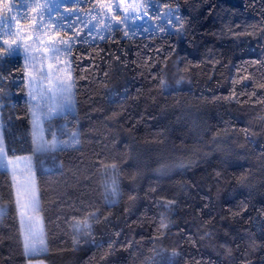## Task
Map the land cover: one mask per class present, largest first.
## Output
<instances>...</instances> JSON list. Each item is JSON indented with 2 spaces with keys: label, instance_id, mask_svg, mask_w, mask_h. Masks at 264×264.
I'll use <instances>...</instances> for the list:
<instances>
[{
  "label": "trees",
  "instance_id": "1",
  "mask_svg": "<svg viewBox=\"0 0 264 264\" xmlns=\"http://www.w3.org/2000/svg\"><path fill=\"white\" fill-rule=\"evenodd\" d=\"M169 10L178 31H134L147 19L128 37L82 35L74 45L75 113L45 128L48 138L50 126H66L80 143L57 153L55 166L34 155L22 56L0 64L5 150L35 162L46 250L30 260L264 264V0H151L149 16ZM113 165L115 204L104 194ZM11 179L0 171V236H8L9 264H18ZM85 219L90 240L72 227Z\"/></svg>",
  "mask_w": 264,
  "mask_h": 264
},
{
  "label": "snow or ice",
  "instance_id": "2",
  "mask_svg": "<svg viewBox=\"0 0 264 264\" xmlns=\"http://www.w3.org/2000/svg\"><path fill=\"white\" fill-rule=\"evenodd\" d=\"M150 2L151 0L147 4L141 2L128 5L125 3V0H119L117 4L113 5L104 3L102 0H95V5L92 8L95 15L91 19H81L83 13L78 8L68 13V16L72 17L70 21L57 13V16L67 23L73 35L67 39H59L55 43L49 41L48 47L41 48L37 47L43 44L41 34H46V29L51 30V23L44 20V9L49 8L50 4H41L39 0H20L18 4H12L7 7L8 15L0 17V48L5 49V53L0 55V64L10 60L19 52L23 53L25 62L31 61L33 66L36 65L40 58L56 61H60L61 57L70 58L74 45L84 42L81 40L82 35L104 40L105 36L101 35V33L107 32L109 35H112L120 31L123 36L128 37L129 31H132L130 25H136L138 21L142 22L145 19L151 21V27L136 28L134 31L167 34L169 29L178 31L179 27H182L179 16L173 14L172 10H169L167 13L157 12L149 16ZM122 5L123 7H121ZM27 8H30L34 15H27ZM137 9H141L142 11L138 12ZM21 20L31 21L29 27H32V31L37 33L33 44L25 45L23 38L19 42L15 39L20 34V30L17 29L16 25ZM78 23L84 25L87 29L86 33L76 30ZM24 37L33 39L27 33L24 34ZM33 50L38 52L39 56L31 55ZM49 52L51 55L46 56L45 54ZM71 63V59L64 61L63 70L66 72V76L64 79L57 77L54 87L45 86L46 80L50 83L52 75L50 71H42L38 76L31 77L34 88L30 90L29 96L34 102L32 104V118L36 132L34 136V155L39 156L42 163L51 162L53 166L56 163L57 153L73 148L80 143L79 134L69 131L66 126L59 130L50 126L47 133L48 138L45 136V129L43 127L46 120L53 121L57 117L67 119L69 114L75 113L74 80ZM52 67V65H49V69ZM57 71H60V69H57ZM2 80L3 77L0 76V81ZM180 82L177 81L176 83L179 84ZM158 84L161 88L168 87L167 82L162 78L158 80ZM260 87L264 89V84H261ZM0 93H2V84H0ZM20 163L24 164L23 168L19 167ZM0 171H6L11 174V187L14 190V203L17 206L20 217L25 254L31 256L41 250H46L43 227L39 217L40 197L34 173L32 172L31 159L27 158L23 162L18 159H11L0 148ZM112 172L114 174L105 181L104 194L110 203L115 204L121 195L118 170L115 165L112 166ZM173 203L174 201H168L164 207H170ZM91 216L98 220L95 213H92ZM160 226L162 228L167 227L163 220ZM72 227L77 234L82 233L90 240L91 225L87 223V219L83 223L74 221ZM74 244H79V240H74Z\"/></svg>",
  "mask_w": 264,
  "mask_h": 264
},
{
  "label": "rangeland",
  "instance_id": "3",
  "mask_svg": "<svg viewBox=\"0 0 264 264\" xmlns=\"http://www.w3.org/2000/svg\"><path fill=\"white\" fill-rule=\"evenodd\" d=\"M81 1L82 0H39V2L41 4H44V3L50 4L49 8L44 9V20L46 22L51 23V30L49 31L46 29L45 30L46 34H41L43 44L38 45L37 47H41V48L42 47H48L49 41L55 43L59 39H67L69 36L73 35L72 31L68 28L67 23L62 21L59 18V16H57V13H59L60 16L66 17L69 21L72 20V17H69L68 13L71 11H74L77 8L80 9L81 13H83L81 19H91V17L95 15V12L92 11L93 6L91 8H87L85 5H82ZM19 2H20V0H4V2L0 5V17L8 15V12H7L8 6H10L12 4H18ZM102 2L115 5L119 2V0H102ZM125 3L128 5H132L133 3H141V0H125ZM92 4H95V0ZM121 7H123V5ZM137 11L140 12L142 10L137 9ZM26 13L29 16L34 15V13L32 12V10L30 8L26 9ZM121 18H123V17H121ZM146 20L147 19H145L142 22L138 21L136 25L141 26V24L144 23ZM30 24H31L30 20H21V22L16 25L17 29L20 30V34H18L17 37H15V39L18 42L23 38V43L25 45L33 44V40H34L35 36L37 35V33L32 31V27H29ZM57 26H59V27H57ZM148 27H151V24H149ZM132 28H133V25H130V29H132ZM76 30L78 32H81V33H84V30L87 31V29L84 27V25L79 24V23L77 24ZM25 33L30 34L33 37V39L25 38L24 37ZM94 35H95V33H94ZM101 35H104L106 37L108 35V33L103 32V33H101ZM4 53H5V49L0 48V54L3 55ZM17 55L22 56L23 61L28 68V72H27V74H28V80H27L28 93L27 94L28 95L27 96H29L30 90H32L34 88V85L31 81L32 76H38L42 71H44V72L50 71L52 75L50 78V83L47 80L45 81L46 87H48V86L54 87L56 82H57V77H59L60 79H64L66 76V72L63 70L64 61L67 59H70L69 57H61L60 61H56L53 59L40 58L37 61L36 65L33 66L31 61L25 62L24 55L22 52L17 53L15 56H17ZM31 55L39 56V53L36 52L35 50H33L31 52ZM45 55L50 56L51 53L49 52V53H46ZM49 65H52L53 67L51 69H49ZM57 69H60V71H57ZM29 99H30V105L32 107V104L34 102L31 100L30 96H29ZM75 108H76V105H75ZM32 112H33V108L31 109V118H32ZM45 122L43 124V127L45 129V136H46ZM32 127L34 129L33 118H32ZM35 134H36V132L34 129L33 140H34ZM0 148H2L4 150V152H6L5 144L3 141V130H2L1 122H0ZM27 158L31 159L32 172L34 173L33 168H34L35 162H34V159L32 156L22 155V156H17V157H11V159H14V160L18 159L21 162L25 161ZM19 167L23 168L24 164L20 163ZM34 179H35V173H34ZM36 187H37V184H36ZM37 190H38V187H37ZM5 209H6V207L4 206V203L0 202V215H2V213H4ZM39 217L41 220V224L43 225V220H42L40 213H39ZM16 218H17V224H18V229H19V232H18L19 237L18 238L21 241V243H20L21 255L18 256L19 259H17L16 262H18V264H47L41 260H37V261L30 260L31 259L30 256L25 254L24 248H23V236H22L21 227H20L19 213H17ZM43 233H44V228H43ZM6 237H8V236L7 235L0 236V254L1 255H4L5 253L9 254V251H7L8 248H4V250H2V246L5 245V242L7 241ZM42 251L44 252V250H41L39 252H42ZM37 253H35V254H37ZM7 254H5L4 259L2 261L3 264L14 263V262H12V260L14 261V258L10 259ZM35 254H33V255H35Z\"/></svg>",
  "mask_w": 264,
  "mask_h": 264
}]
</instances>
